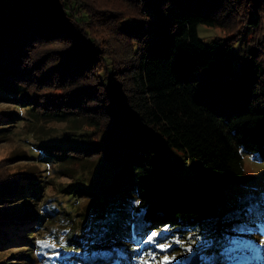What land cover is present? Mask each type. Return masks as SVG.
<instances>
[{
	"label": "trees",
	"instance_id": "1",
	"mask_svg": "<svg viewBox=\"0 0 264 264\" xmlns=\"http://www.w3.org/2000/svg\"><path fill=\"white\" fill-rule=\"evenodd\" d=\"M15 2L7 13L6 0H0V69L12 99L37 120L73 115L95 129L98 141L88 148L44 147L65 173L97 155L113 165L116 155L123 157L124 188L138 192L143 234L160 226L169 228L164 239L196 233L215 213L225 184L244 177L243 153L264 160V0H114L105 8L98 0ZM199 25L227 30L214 44L241 43L246 27L252 35L235 60V54L225 56L207 44ZM101 27L104 35L97 31ZM53 43L59 46L35 58L40 46ZM6 114L4 122L19 117ZM9 127L0 126V142ZM170 149L200 159L207 185L174 182L164 166L163 152ZM42 181L22 172L0 177V254L8 245H25L22 256L33 260L35 230L53 217L39 204ZM97 191L77 190L91 198V216L99 212ZM17 199L24 201L20 208L8 211L5 205ZM119 231L126 239L134 234ZM69 241L82 245L74 232ZM123 244L114 248L126 249L118 260L115 254L83 260L79 253L74 262L136 264L150 255L133 259L129 240ZM0 264L24 261L6 263L4 257ZM233 264H264V255Z\"/></svg>",
	"mask_w": 264,
	"mask_h": 264
},
{
	"label": "rangeland",
	"instance_id": "2",
	"mask_svg": "<svg viewBox=\"0 0 264 264\" xmlns=\"http://www.w3.org/2000/svg\"><path fill=\"white\" fill-rule=\"evenodd\" d=\"M15 1L6 0L7 13L16 3ZM98 2L105 8L111 7L110 2L114 0H98ZM105 30V27H101L97 31L104 35ZM226 31L221 26L199 25L198 27L200 37L207 44L213 45L214 50L223 52L225 56L231 57L235 54L236 60L245 38L252 35L251 27H246L241 43L227 46L226 40H223L220 44H214L213 40L216 37H224ZM121 40H114L113 43L118 45ZM58 46V43L40 46L35 58ZM233 62L238 66L234 60ZM14 95L5 72L0 69V126L12 125L4 132L8 134L7 139L0 142V177H10L13 173L22 172L44 180L43 195L39 204L43 203L44 207L53 213V217H48V220H44L35 230L37 233L35 247L30 251L32 261L25 260L22 256L26 253L23 250L25 245L14 244L5 247V252L0 254V261L5 257L6 263L24 261V264L72 262L85 264L82 260L74 262L79 253L83 260H93L94 256L108 254H115V260H118L126 254L124 253L126 249L123 247L121 251H114V248L119 249L124 246L123 243L127 240L133 259L150 254L139 258L136 264H141L142 259L151 260L152 264H160L164 255L176 256L179 264H187L186 256L192 252L188 251L189 246L200 254L201 264H214L219 254L224 255L218 264H233L240 260L255 258L261 252L264 255V160H260L255 153H243L244 177L238 182L225 184L223 198L219 201L215 213L198 227L196 233L193 234L194 230H191L185 237L173 236L164 239L163 236L169 228L160 226L143 234L144 223L137 210L138 192L135 188H124L123 157L116 155L114 157L116 162L113 165L106 155H97L86 165L75 167L65 173L61 167L64 164L49 156L44 151V147L47 144H54L62 147L88 148L98 141V138L94 137L95 129L80 120L75 121L73 115H69L65 120L42 118L37 120L26 107L12 99ZM6 112L17 113L19 117L4 122L2 120L5 119ZM163 155L164 166L171 173L174 182L196 186L207 185V168L200 159L194 160L185 151L178 149H170L163 152ZM79 187L99 190L95 193V199L100 203L97 215L91 216V198L80 195L77 192ZM23 202L17 199L5 205V208L13 211L20 208ZM248 208H252L253 211L249 213ZM123 227L134 233L129 239L121 237L123 232H120L119 228ZM71 232L81 236V246L84 249L69 241ZM154 232L157 235L149 240L148 237ZM109 234H112V237L105 240L104 238ZM233 239L250 242L251 249L241 248L226 253L225 249L232 247ZM208 241L216 243L213 247L207 248ZM93 243L95 246L92 247ZM160 244L176 246L175 249H178L171 247L160 249L158 247ZM178 262L172 261L171 264Z\"/></svg>",
	"mask_w": 264,
	"mask_h": 264
},
{
	"label": "snow or ice",
	"instance_id": "3",
	"mask_svg": "<svg viewBox=\"0 0 264 264\" xmlns=\"http://www.w3.org/2000/svg\"><path fill=\"white\" fill-rule=\"evenodd\" d=\"M247 211L250 213L253 211L252 208H248ZM241 230H243V228H241ZM157 235V233H152L151 236L148 237L149 240H152L153 237H155ZM207 244H211V241H208ZM231 245L232 247H229L227 249H225L226 253L228 252H232L236 249H239V248H249L251 249V245H250V242L248 241H242V240H238V239H233L231 241ZM158 247L160 249H168L171 247V245H166V244H160L158 245ZM188 251L191 252L193 251L192 247L189 246L188 248ZM56 255H60V253H56ZM172 261H177L178 262V258L176 256H168V255H164L162 257V261H160V264H171ZM141 264H152V261L151 260H144L142 259L141 260ZM179 264V262H178Z\"/></svg>",
	"mask_w": 264,
	"mask_h": 264
},
{
	"label": "water",
	"instance_id": "4",
	"mask_svg": "<svg viewBox=\"0 0 264 264\" xmlns=\"http://www.w3.org/2000/svg\"><path fill=\"white\" fill-rule=\"evenodd\" d=\"M187 264H199L200 254L196 250H193L189 255L186 256Z\"/></svg>",
	"mask_w": 264,
	"mask_h": 264
}]
</instances>
